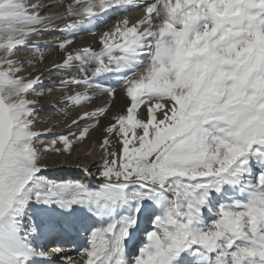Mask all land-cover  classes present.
<instances>
[{"label": "snow or ice", "instance_id": "obj_1", "mask_svg": "<svg viewBox=\"0 0 264 264\" xmlns=\"http://www.w3.org/2000/svg\"><path fill=\"white\" fill-rule=\"evenodd\" d=\"M102 120L98 186L50 178ZM0 264H264V0H0Z\"/></svg>", "mask_w": 264, "mask_h": 264}, {"label": "bare ground", "instance_id": "obj_2", "mask_svg": "<svg viewBox=\"0 0 264 264\" xmlns=\"http://www.w3.org/2000/svg\"><path fill=\"white\" fill-rule=\"evenodd\" d=\"M49 4H55L56 0H46ZM52 11L54 12H60L62 9L60 8H53ZM47 14V13H46ZM143 11H131L129 12L128 18L132 21L138 20L140 17L143 16ZM57 23H60L58 20ZM110 26V25H108ZM108 26H102L98 31H105L107 30ZM62 39L61 37L57 35H44L42 37H39L33 41V43H38L41 45H49L50 47L47 48H41L39 51L36 52V58L39 59L40 56H43V63H39L37 66L44 69H49L53 67L54 62H59L61 59L60 54L55 48V43ZM97 37L93 36L91 34H83L78 36L75 39L74 46L77 48L85 47V46H93L97 47L96 44ZM31 52H25L21 53V58L24 57H31ZM27 75V73H25ZM56 80L55 74L49 78L45 77L43 80V84L40 87H37L35 95L31 96L32 100H38L39 103L36 105L37 112L42 110H48L49 112L43 116L38 117V122L48 120L49 118L55 117L53 120V123H61V124H67L70 122V119L75 115L74 112H70L66 115H60L57 114L55 111H53V105L55 104L57 107L62 108L63 106L60 105L58 102L60 100L61 93L56 90H52L51 92L48 91L49 88L52 87L53 82ZM106 97H98L95 100V103L91 105L88 109V111L94 110L95 108L101 106L104 104ZM123 107L122 101L120 99V93L117 92V98L115 101V107L113 108V111H116L117 109H120ZM44 111V112H45ZM42 115V114H41ZM108 123L107 120H102L100 124V128L95 129L92 131L89 135L88 141L85 142V144L81 145L79 148H77L71 156H58L56 154L53 157L49 156L47 158L48 163V173L51 175V178L58 179L59 177L64 176V180H79L80 182H83L87 185H89L92 188H95L98 186L99 183V177L97 176V169L99 166V154L98 149L96 145L98 144L99 140L102 137V131L101 129L103 126ZM51 124L43 123V126L41 127L40 131L43 132L46 128L51 127ZM83 127V125H81ZM65 127H60L56 129V133L67 131ZM47 143V142H45ZM91 147V154L85 155L86 150H88ZM49 153L48 155H50ZM88 168L89 171L92 173L91 176H86L80 169L82 168ZM60 180V179H58ZM83 233H81L79 236L76 235V233H72L71 236L67 238L70 251H72L73 255H76L75 250L79 246V244L82 242Z\"/></svg>", "mask_w": 264, "mask_h": 264}, {"label": "rangeland", "instance_id": "obj_3", "mask_svg": "<svg viewBox=\"0 0 264 264\" xmlns=\"http://www.w3.org/2000/svg\"><path fill=\"white\" fill-rule=\"evenodd\" d=\"M32 96H33V95H32ZM29 99H32L31 96L29 97ZM37 105H38V104H37ZM44 111H45V110L39 111V112H37V114H39V116H43V115H45V114H47V113L49 112L48 110H46L45 112H44ZM41 114H42V115H41ZM37 120H38V117H36V124H37V127H36L34 130L38 132V131H40L41 127L43 126V123L38 122ZM86 123L91 124L92 122H86ZM45 142H47V141H45ZM52 154H55V153H51L50 155H48V157H49V156H50V157H51V156L53 157L54 155H52ZM50 157H49V158H50ZM48 176L50 177L51 175L48 174ZM50 178H51V177H50ZM57 178L60 179V180H64L65 177H64V176L59 177V175H58ZM52 179H54V178H52ZM58 179L55 178V180H58Z\"/></svg>", "mask_w": 264, "mask_h": 264}]
</instances>
